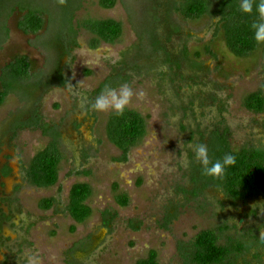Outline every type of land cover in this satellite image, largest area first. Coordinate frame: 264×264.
Instances as JSON below:
<instances>
[{
    "label": "rangeland",
    "instance_id": "rangeland-1",
    "mask_svg": "<svg viewBox=\"0 0 264 264\" xmlns=\"http://www.w3.org/2000/svg\"><path fill=\"white\" fill-rule=\"evenodd\" d=\"M179 2L117 0L104 9L100 0H82L75 21L116 20L121 39L94 49L93 36L81 31L75 50L53 41L60 43L53 56L29 45L36 36L16 34L9 16L0 68L13 56H26L43 84L31 97L10 94L0 107V218L7 217L0 227V264H27L29 257L39 264H136L151 250L160 264H186L181 248L201 231L226 232L240 242L264 237V200L235 203L219 190H202L195 179L199 162L188 145H208L211 133L227 130L234 150L264 149V113L244 107L248 95L264 90V44L249 58H237L216 36L219 17L168 16ZM171 25L177 34L169 35ZM109 79L118 81L115 89L128 84L145 94L128 109L146 118L147 134L126 161L107 136L114 111L92 109ZM37 111L58 131L63 155L58 183L49 188L32 185L26 170L54 139L36 127L7 134L11 123L30 121ZM77 183L93 191L87 202L92 216L83 224L67 211ZM118 195L128 196L127 207L118 205ZM47 198H55V206L40 209ZM78 243L90 250L75 249ZM258 255L263 250L253 246L237 263L258 264Z\"/></svg>",
    "mask_w": 264,
    "mask_h": 264
},
{
    "label": "trees",
    "instance_id": "trees-1",
    "mask_svg": "<svg viewBox=\"0 0 264 264\" xmlns=\"http://www.w3.org/2000/svg\"><path fill=\"white\" fill-rule=\"evenodd\" d=\"M116 3L117 0H101V5L106 9L114 8ZM174 11L188 20H200L206 16L219 17L216 36L223 40L229 52L237 58H249L263 45L257 44L251 27L259 22L255 6L253 14L246 15L240 10V0H180L176 6L172 5L168 16ZM36 17L35 13L29 15L28 19L31 23L24 27L29 33L37 34L42 28L41 21H37ZM59 25L61 31H57L60 32V37L65 38L64 43H61L64 44L63 50L68 51L75 50L79 46L78 37L81 31H86L93 36L91 46L94 49L98 48L101 43H117L123 34L122 24L113 19H87L76 22L73 15H64ZM178 32L179 30L174 25L170 26L169 35ZM153 38L155 47L159 46L161 41L157 37ZM49 46L55 49L60 46V43H51ZM192 65L198 66L195 61H192ZM38 79L27 57H18L16 61L8 64L3 69L0 78V107L5 104L7 97L12 93L31 97L42 87L43 83ZM117 83L115 79H109L97 93L101 94L105 87L115 88ZM244 107L251 113L263 114L264 90L248 95L244 101ZM26 127L39 128L44 135L54 139L48 147L33 157L26 170L27 179L32 185L42 188L53 187L58 183L59 169L63 160L62 152L57 146L58 131L45 124L37 111L30 121L15 120L11 123L7 134L13 135L19 129ZM146 134V118L135 110L127 108L123 116L115 112L109 116L107 136L109 141L123 153L122 161H126L128 153L142 142ZM207 146L209 156L213 161L222 160L225 154L231 153L236 156L237 162L234 167L227 169L226 176L222 180H213L203 175V167L199 163L196 167L195 179L202 185V190L210 188L219 190L235 203L247 202L256 198L264 200V149L234 150L227 130H216L211 133ZM92 193V188L87 183H77L72 186L67 211L76 224H83L92 216V210L87 204ZM116 201L123 208L127 207L130 202L127 195H118ZM55 204V198H47L41 200L39 208L50 210ZM6 219V216L0 218V227ZM71 232H75V227L71 229ZM224 234L226 232L215 230H204L198 233L191 242L181 248L186 264H238V260L253 246H258L264 252V237H258L253 242H240ZM80 247H83L86 252L90 250V245L87 243H78L75 249ZM263 257V255H258V264H264ZM136 264H160L157 251H149L148 255Z\"/></svg>",
    "mask_w": 264,
    "mask_h": 264
},
{
    "label": "clouds",
    "instance_id": "clouds-1",
    "mask_svg": "<svg viewBox=\"0 0 264 264\" xmlns=\"http://www.w3.org/2000/svg\"><path fill=\"white\" fill-rule=\"evenodd\" d=\"M65 0H60L64 3ZM255 11L259 15V22L254 23L251 27L254 32V39L257 44H264V0H240V10L246 15H252ZM143 92H135L128 84L122 85L119 89L105 87L101 94L97 96L92 109L97 112L114 111L116 114L123 116L125 110L132 104L133 98L137 97L140 100L144 99ZM189 147L195 154V160L203 167V175H206L213 180H222L226 176L227 169L236 165V156L228 153L223 156L222 160L213 161L209 156V149L206 144L192 145ZM181 163L185 168H188L191 161L184 154ZM27 264H39L36 257H29Z\"/></svg>",
    "mask_w": 264,
    "mask_h": 264
},
{
    "label": "flooded vegetation",
    "instance_id": "flooded-vegetation-1",
    "mask_svg": "<svg viewBox=\"0 0 264 264\" xmlns=\"http://www.w3.org/2000/svg\"><path fill=\"white\" fill-rule=\"evenodd\" d=\"M32 1V2H31ZM29 0L28 2L25 0H20V2H17V0H15V2H13L12 0L5 2L4 4L0 5V33H3V40L0 41V43H5L7 41V37H10V33L8 31V29L6 28V24H3L1 21V18L4 16H10V18L14 19V28H15V32L16 34L21 33L24 36L28 37V36H39L42 32L43 34L45 33V28H48V25H50V27H52L51 25H54L55 23L53 21H49V24H46L45 19L47 18L48 14L51 12L46 11L45 7L43 5H41V3H35L34 0ZM41 5V6H40ZM100 6L102 8H104L101 5V0H100ZM106 9V8H104ZM77 11V10H76ZM76 11H74L71 15H74L76 13ZM31 13H35L36 14V18L37 21H41L42 24V28L41 30L37 33V34H32L29 33L27 31V29H25L24 27L27 25H30L29 23L30 20L29 15ZM53 13V12H52ZM63 15H66L64 13H61ZM69 15V14H68ZM52 22V23H51ZM47 25V26H46ZM57 27H60V25L58 24ZM48 30V29H47ZM59 30V29H58ZM45 35V34H44ZM7 38V39H6ZM42 40L44 41V37H42ZM79 43V41H78ZM0 44V48L2 47V45ZM18 57L21 56H13L12 58H10L1 68H0V78L3 74V69L8 65L11 64L12 62L16 61V59ZM26 57V56H25ZM29 60V58H28ZM30 61V60H29ZM31 62V61H30ZM34 71V70H33ZM248 111V110H247ZM254 114V113H253ZM7 172V170H6ZM5 175H9L8 172Z\"/></svg>",
    "mask_w": 264,
    "mask_h": 264
},
{
    "label": "water",
    "instance_id": "water-1",
    "mask_svg": "<svg viewBox=\"0 0 264 264\" xmlns=\"http://www.w3.org/2000/svg\"><path fill=\"white\" fill-rule=\"evenodd\" d=\"M7 1H10V0H0V5L4 4ZM12 1L15 2V0H12ZM25 1L28 2L29 0H25ZM34 1H35L36 5L39 2V3H41V5H43L45 7L46 11L51 12V15L49 13L47 18L45 19L46 24H49L50 20L51 21L54 20L53 22L55 24L51 25L52 27H50V25H48V28H45V33H44L45 35L42 32L39 36H36V38L34 40H29L28 43H29V45L38 49L42 54H44L46 56H53L54 51H53V49L50 48L49 45L51 43H53V41H55V40L64 41V39H65L63 37H60V32L57 31L58 29L60 30V28L57 27V25L60 24L61 17L64 16L61 13H64L66 15H68V14L71 15L78 8V6L82 2V0H65V2L63 4L60 3V0H34ZM17 2H20V0H17ZM7 19H8V16L7 17L4 16L1 18L2 23L6 24L5 25L6 28H7ZM3 37H4L3 33H0V41L3 40ZM42 37H44V41L42 40ZM3 44L4 43H2L1 45H3Z\"/></svg>",
    "mask_w": 264,
    "mask_h": 264
}]
</instances>
